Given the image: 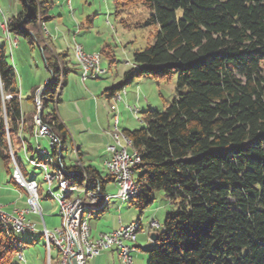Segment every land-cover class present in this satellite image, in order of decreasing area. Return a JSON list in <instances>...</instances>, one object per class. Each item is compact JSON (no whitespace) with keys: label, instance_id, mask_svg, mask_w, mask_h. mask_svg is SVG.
<instances>
[{"label":"trees","instance_id":"trees-1","mask_svg":"<svg viewBox=\"0 0 264 264\" xmlns=\"http://www.w3.org/2000/svg\"><path fill=\"white\" fill-rule=\"evenodd\" d=\"M20 2L22 12L9 21V32L37 46L30 33L38 38L52 5ZM114 5L117 14L141 10L145 18L137 27L149 32L147 47L134 53L130 82L178 76L174 101L161 113H144L145 128L123 131L141 156L142 192L129 203L143 213L155 192L163 191L178 205L147 251L148 264H264V0H114ZM42 55L55 76L42 92L44 110L59 103L53 98L66 78L58 83L62 69L47 46ZM124 86L106 89L108 99ZM18 94V75L0 47V160L12 176L14 157L28 176L17 153H10L14 136L33 134ZM41 120L64 148L69 135L56 109L43 112ZM84 169H73L80 173L77 186L83 187L86 172L91 182L102 180L104 192L109 179ZM21 248L16 233L0 222V264H11Z\"/></svg>","mask_w":264,"mask_h":264},{"label":"rangeland","instance_id":"rangeland-1","mask_svg":"<svg viewBox=\"0 0 264 264\" xmlns=\"http://www.w3.org/2000/svg\"><path fill=\"white\" fill-rule=\"evenodd\" d=\"M48 1L51 2L52 7L46 15L49 18L47 28L53 33V45L57 47V53L53 50V53L51 54L57 58L58 65L62 69L60 75H56V78L59 80L58 83L64 81L65 78L68 79V84L62 88V93L58 92L60 89V85H58L56 94L53 98L56 102L60 98L61 102L58 104L52 103L43 110V99L46 89L50 85L49 80L52 79L53 75L47 70L42 55V48L47 46L49 49V45L51 44L50 32L46 29L44 22H41L39 26L37 39V32H34V34L30 33L32 40H35V44L38 41L37 46L33 47L35 50H31L32 47L25 38H19L22 46L26 48L27 53L25 54L21 51H15L13 55V50L17 43L13 41L12 37L14 35L12 36L9 29L6 28H8L9 21L18 16L22 11L20 0H0V47H6V51L12 64H14L12 58L13 56L15 57V61L18 65V98L21 101L25 121L28 126L31 125L33 128L32 137L25 135L24 131H21L18 136H14V146L13 148L11 147L10 153L13 151L17 153L19 161L25 167L26 171H28L29 179L35 180L43 189L41 196L42 203L41 201L40 203L43 209L46 227L52 232L55 229L62 228V219L59 216V206L57 201L48 196L49 186L45 181L44 173L41 169L30 162L35 161V163H39L41 159L45 158L44 155L40 154V150L51 151L48 139L40 138L39 140H36L34 138V133L36 132L35 118L38 115L42 116L43 112L46 115L56 109L60 118L62 119L63 117L64 120L69 123L70 128L68 129L75 139L73 145L70 136L66 143L68 150L66 144L63 148L66 150V156L64 157L68 167L76 165L78 160L81 163L77 144L83 146V144L85 145L86 143L88 157L84 156L85 163H88V161L92 162V165L100 170L103 177H106L107 170L106 167L104 168L102 166L104 162L102 155L107 147L103 144V141H101L102 139L85 140L86 135L82 133L84 132L82 129L85 128L83 122L91 117L95 124H93L95 131H101L100 133H102V130L107 129L106 127L108 126V123L110 125L115 123V118L113 122V116L116 114L119 116V127L121 130L124 128L128 130L145 128L146 123L142 121L144 113L148 110L155 113H161L164 111L165 105L171 103L176 98L178 76H174L169 81L155 80L143 76L130 82L132 76L131 70L134 65V53L147 47V37L149 35V32L146 29L137 27V24L143 22L145 18V15L141 13V10L130 12L131 16L129 14V18L127 13L117 14L114 0ZM140 13L141 15H139ZM76 46H81L82 48L87 49V51H91L86 52L83 49L88 55H98L99 57H94L99 62V68L104 70L105 73L90 74L89 76L94 78L86 79L84 82L82 79L83 69L78 60V54L75 52ZM20 61L22 62L20 63ZM22 63H24L26 69L22 68ZM67 69H69V71L73 69L74 71L68 72ZM23 71H27V74L25 73L23 78L25 82L34 81L36 75H38L43 78H48L46 86L40 90H34L27 97L21 89L20 78L22 77V74H24ZM65 74L66 77H64ZM123 84L125 85L123 90L126 91L127 95L124 96L121 102L117 103L113 97V100L111 99L109 103L106 89ZM43 90H45L44 94L42 93ZM124 91L121 90V92ZM30 96L33 98L31 101L28 100ZM94 97L96 98L97 103L94 101ZM39 99L40 102H38ZM112 105L114 109L113 107L111 108ZM131 110L134 111L132 112ZM97 119H99L100 125L106 129L99 127ZM23 128H26V124L22 125L21 129ZM71 129L76 132V135L73 134ZM79 132L82 142L78 141ZM53 134L56 135L54 132ZM23 140L26 141V145L28 144L30 146L32 152H24ZM74 149H76L77 153H75ZM140 176L141 172L137 171L135 177L139 178ZM11 178L12 176L8 174L4 162L0 160V208H2V204L8 207V204L16 201L18 198L14 186L10 183ZM55 183L58 184L57 182ZM56 184L53 185V190L56 188ZM92 186L93 185L91 184L89 187H82L83 193L80 195L86 198L87 189L90 190ZM77 187L78 186H75L72 191L76 192ZM118 192L119 189L117 187L112 186L110 188L108 197L110 198L109 203L113 205V209L110 213L105 214L106 216L103 220H92L91 227L93 228L94 237L101 233H106L111 221L118 218L119 212L117 209L118 207H121L124 202L121 198L115 199V195H117ZM57 193H59V190H57ZM75 194L77 195V193ZM154 197L155 202L145 210L159 209L160 212L156 220H158L160 225L163 226L166 215L169 212L176 210L178 205L172 203L163 191L155 192ZM44 199H47L49 203L44 204ZM128 204L129 202H125V208L122 210L121 216L124 222L130 224L129 221L134 215L136 217L140 216V210L136 207L129 208ZM97 212L95 213V216L98 214ZM54 215H56V217H54ZM29 220L36 224L37 232H28L31 233L33 237L28 236V233H16V235L20 241L25 244H31L32 247L24 245L20 252L22 258L19 254H16L11 264H58V251L56 248L52 246L50 254L47 249V240L42 234L44 226L41 217L39 215H31L29 216ZM137 221L138 220H135L134 222ZM145 222H147V220ZM150 222L151 221H149V223ZM137 243L140 247L147 248H145L144 252H137L133 255V257H135L134 263L148 264L149 254L147 251L151 250L152 246L149 242L145 244L141 237ZM105 253L96 257L92 264H122L116 256L114 259H107V254Z\"/></svg>","mask_w":264,"mask_h":264},{"label":"bare ground","instance_id":"bare-ground-1","mask_svg":"<svg viewBox=\"0 0 264 264\" xmlns=\"http://www.w3.org/2000/svg\"><path fill=\"white\" fill-rule=\"evenodd\" d=\"M7 27V26H6ZM4 29V28H3ZM8 29V28H6ZM81 48V49H80ZM83 51L81 46H76V51L78 54V60L80 65L83 69V75L85 73V65L84 64H91V57ZM77 56V55H76ZM95 64L98 68L97 71H92L91 74H104L105 71L99 68V62L95 58ZM126 91L120 92L114 98V100L118 103L121 102L123 99V95H126ZM119 101H118V100ZM132 112L134 110H131ZM35 129L36 132L34 133V138L39 140L41 138L40 125L43 129H47L48 133L53 134L51 129L42 122L41 116L38 115L35 118ZM113 138V144L109 146H115V140L120 144L122 149H125L130 153L133 154V161L127 162V177L130 181V192H125V195L121 198L124 202H132L135 201L142 192V186L138 182L137 178L135 177L137 172V163L138 165L141 164V156L140 152L133 147V142L126 136L124 132H121L118 128V115L115 116V126L111 133ZM22 138V137H21ZM58 147H52L51 151L47 150H40V154L44 155L45 158L41 159L39 163H35V161H30L33 165L38 167L44 173L45 181L49 186L48 196L54 198L59 206V216L62 219V240H70L73 237V229H72V219H71V212L68 210H64V201L68 200V207L70 210H77L76 212V223L78 227V231H76V241L79 244V251H80V261H87L91 254V247L87 243L88 233H89V222L93 217L94 211H101L107 208L110 198L105 195L101 187L95 184L94 182L90 181L89 176L86 172H82V184L83 187H89L91 184L93 185L92 188L87 192V197L83 198L80 196V201H78L77 195L72 192L73 188L77 186V177L80 176V173L71 169H68L63 161L59 159V157L65 156V150L61 144V141L57 138ZM25 144V143H24ZM26 145H23V150L26 153ZM13 154V153H12ZM14 169L12 174V180L14 184L22 189L26 193V189L23 187V181L20 177L17 176V167L20 166L18 162L13 158ZM106 170L108 171V162L105 163ZM22 171V177L26 183L34 185L35 188V196L38 203L41 201L42 191L43 189L38 185V183L33 180L29 179V175H25L22 167L20 166ZM45 169H48V172L53 173L55 176V182L58 184H64V187H57L61 197L57 194H52V187H50L49 177L45 173ZM27 204H29V194H27ZM81 204L83 205L81 207ZM95 204V206H94ZM0 222L4 226L5 229H11L14 233H21L26 234L28 233L25 231L21 226H18L15 221L12 220L11 216L8 214L3 213L0 211ZM141 224L139 222H132L131 226L124 227V235H130V237H138V234L141 231ZM33 233V232H32ZM47 240V249L49 254L51 252L52 246L56 248L59 253V264H67V259L65 257V245L63 242L59 241L58 239H54L52 233H44ZM155 244H151L154 246ZM101 249L104 251L108 250H116L119 254V258L123 264H129L128 259H124L123 257V247L122 246H114L113 243L110 241H102L101 242ZM143 251V247H140L138 243H129V252H138ZM22 258V255L19 254Z\"/></svg>","mask_w":264,"mask_h":264},{"label":"built area","instance_id":"built-area-1","mask_svg":"<svg viewBox=\"0 0 264 264\" xmlns=\"http://www.w3.org/2000/svg\"><path fill=\"white\" fill-rule=\"evenodd\" d=\"M81 52H84V51H81ZM89 56L91 57V64H84L85 73H84L83 78L85 79L89 77L92 71L98 70L95 64V57L93 55H89ZM39 132L41 133V138L48 139L51 150H52V147H58L56 135L48 133L47 129H43L41 125H40ZM106 150L110 154V158L107 160L108 171H107L106 178L114 182V184L119 189L118 194L115 195V199H119V197H122L125 195V192H130L131 190L130 181H129V178L127 177V162L133 161V154H130L125 149H122V147L120 146V144H118L116 140H115V146H107ZM74 151L75 153H77L76 149H74ZM59 159H61L63 161V164H65L66 167H68V165L65 162V157H59ZM137 166H139L138 163H137ZM68 168H70L71 170L76 168V169L85 171L84 167L81 165L79 160L77 161V164L74 168L70 166ZM45 173L49 177L50 187H53V185L56 184L55 176L53 175V173L48 172V169H45ZM17 176L22 179L23 187L24 189H26V194H29V204H26V208L16 210L13 213L5 212L4 208H0V211H2L5 214L10 215L12 220L15 221L18 226H21V228H23L27 232H37L36 224L30 221L28 219V216H31V215L38 216L39 215L41 217V220L44 226V230L42 231V234L52 233V235L54 236V239H58L59 241L63 242V244L65 245V257L67 259V264H90V261L92 259L107 252L101 249L102 241H110L111 243H113L114 246H122L124 259H128L129 264H134L133 254L136 252H129V243H137L138 237H130V235H124V227L131 226V223L125 226L124 225L121 226L116 231H113L110 233H101L98 236L94 237L92 235L91 226H90V222L93 219L92 218L89 222V233H88V239H87V243L91 247V254L87 261H80L79 244L76 241V231H78V227L76 223V212L78 209L70 210L68 207V200H63L64 210H68L69 212H71L73 237L70 240H62L61 228L55 229L52 232H50L47 229L41 203H38V201L36 200L34 185L26 183L24 181L20 166L17 167ZM106 178H102V179L105 180ZM94 179H95V184L100 186V182H102V180L100 178H94ZM57 187L65 188V182L64 184H56V188L54 190L52 189V194H57ZM76 193H77L78 201H80V194L83 193V188L77 187ZM57 195L61 197V194H57ZM82 206L83 205L81 204V207ZM149 226H150V231L152 235L159 233L162 229V226L159 224V222L155 220H152ZM152 235L149 237V241H148L150 245L156 243L153 240ZM144 249L145 248H143V250Z\"/></svg>","mask_w":264,"mask_h":264},{"label":"crops","instance_id":"crops-1","mask_svg":"<svg viewBox=\"0 0 264 264\" xmlns=\"http://www.w3.org/2000/svg\"><path fill=\"white\" fill-rule=\"evenodd\" d=\"M48 1V0H47ZM48 3H50L51 4V2H49L48 1ZM22 7V6H21ZM51 10V9H50ZM22 12V11H21ZM20 12V13H21ZM19 13V14H20ZM52 20V19H51ZM48 22V21H47ZM47 22H45V26H46V29L49 31V29L47 28ZM52 25V24H51ZM50 32V45H49V51L51 52V53H53V50H54V52H56L57 53V47H55L54 45H53V33L51 32V31H49ZM13 36V35H12ZM13 38V41L15 42V43H17V44H15V47H14V50H13V55H14V52L16 51V52H18V51H21L22 53H27L26 52V48L25 47H23L22 46V44H21V42H20V40H19V38H17V37H15V36H13L12 37ZM27 40V39H26ZM29 43H30V41L29 40H27ZM12 45V44H11ZM31 45V44H30ZM22 47V48H21ZM31 47H32V51H34L35 50V48H33V46L31 45ZM6 48V47H5ZM25 49V50H24ZM86 52H91V51H87V49H85V48H83ZM94 56H98V55H94ZM99 57V56H98ZM12 58V57H11ZM12 61L14 62V64H12L13 65V67H14V69H15V71H16V73H18V65H17V62L15 61V57L13 56V58H12ZM22 61H20V63H21ZM78 67V66H77ZM22 68L23 69H26V66L24 65V63H22ZM79 69V68H78ZM68 70V72H71V71H74L73 69H71L70 71H69V69H67ZM23 73L24 74H22V77L20 78V80H21V89H22V92H24L26 95H27V97H28V95H30L34 90H40V89H42V88H44L45 86H46V81L48 80V78L47 77H40V76H38V75H36V78H35V80L34 81H32V82H25L24 80H23V78H24V75H25V73L27 74V71H23ZM81 73H82V71H81ZM44 74V73H43ZM18 75V74H17ZM89 78H94V77H88L87 79H89ZM82 79L84 80V82H85V80L86 79H84L83 78V74H82ZM68 84V79H66V85ZM65 85V86H66ZM64 86V87H65ZM124 89V88H123ZM63 90V89H62ZM61 93H62V91H61ZM127 95V94H126ZM124 96L125 95H123V98H124ZM108 98V97H107ZM112 98H109L108 99V101H109V103H110V100H111ZM113 100V99H112ZM123 100V99H122ZM94 101L97 103V100H96V98L94 97ZM59 102H61L60 101V98H59ZM113 107V105L111 106V108ZM113 109H114V107H113ZM58 114V113H57ZM58 116H59V114H58ZM115 116H117L116 114L113 116V122H114V118H115ZM62 117V116H61ZM59 119L61 120V122L64 124V126H65V129H66V131L68 132V135H69V138H70V136H71V142L73 143V145H74V136L70 133V131H69V129L68 128H70V125H69V123H67V121H65L64 120V118L62 117V119L60 118V116H59ZM84 124H85V128H83L82 130L84 131V132H82V133H84L85 135H86V139L85 140H100V139H102L101 141H103V144L107 147V146H109V145H112L113 144V138H112V136H111V133H112V131H113V129H114V126H115V123L113 124V125H110L109 123H108V126L105 128H103V126L102 125H100V121H99V119H97V123L99 124V127L100 128H103V129H106V130H102V133H100L101 131H98V132H96L95 131V129H94V127H93V121H92V119H91V117H89L88 118V120L87 121H84L83 122ZM95 125V124H94ZM84 126V125H83ZM120 120H119V116H118V128H119V130L121 131V132H125V131H133V130H128V129H123V130H121L120 129ZM72 130V129H71ZM72 132H73V134L74 135H76V132H74L73 130H72ZM81 133V134H82ZM80 134V132L78 133V135ZM80 136L81 135H79L78 136V141H80V142H82V139L80 138ZM73 138V139H72ZM84 142V141H83ZM76 143V142H75ZM85 143V142H84ZM66 147H67V150H68V146H67V144H66ZM73 148V147H72ZM86 148V149H85ZM105 148V147H104ZM77 149H78V152H79V155H80V158H81V164H82V166L84 167V168H90V169H92L94 172H96L98 175H100V177L101 178H106V177H103V175H102V173L100 172V170H98L97 169V167H95L94 165H92L93 163L92 162H89L88 161V163H85V161H84V156H87L88 157V155H87V151H88V149H87V144L85 143V145L83 144V146H80V145H78L77 144ZM103 157H102V159L104 160V162H103V164H102V166L105 168V163H106V161L110 158V154L107 152V150H106V148H105V150L103 151V155H102ZM76 165H72V166H70V167H72V168H74ZM68 168V167H67ZM68 169H70V168H68ZM13 181V180H12ZM11 180H10V183L14 186V189H15V191L17 192V194H18V198L16 199V201H14V202H11L10 204H8V207L7 206H5V205H3L2 204V208H4V210L5 211H7V212H10V213H13L14 211H16V210H19V209H24V208H26V204H27V194L22 190V189H20L19 187H16L13 183L14 182H12ZM112 186H115V187H117L115 184H114V182H112L111 180H108V182L107 183H105V185H104V188H103V190H104V194L105 195H107L108 196V193H109V190H110V188L112 187ZM79 187V186H78ZM73 193H76L75 191H72ZM81 196V195H80ZM86 196H87V194H86ZM81 197H83V196H81ZM84 198V197H83ZM41 203H42V200H41ZM43 203L44 204H46V203H49L48 202V200L47 199H44V201H43ZM42 207V206H41ZM113 207V205L111 204V203H108V206H107V208H105L106 210H103L102 212H100V211H94L93 212V219H97L98 221H100V220H103L104 218H105V214L106 213H110L111 212V210L113 209L112 208ZM128 207L129 208H131V207H135L132 203H129L128 204ZM125 208V202H123V205L121 206V207H118V212H119V216H118V218H115V219H113V221H111V223L108 225V228H107V230H106V233H110V232H113V231H116V230H118L121 226H125V225H127L128 224V222H124L123 221V218H122V216H121V213H122V210ZM98 213L96 216H95V213ZM159 212H160V210L159 209H155V210H144L143 211V213H141L140 212V216H138V217H136L135 215L132 217V219H130V221H129V223H131V222H134L135 220H138L137 222H139L140 224H141V231H140V233L138 234V239H137V241H139V239H140V237H141V239L143 240V242H145V244H147L148 243V241H149V237L152 235V233H151V231H150V223H149V221H152V220H155V221H157V222H159L158 220H156V218H157V216L159 215ZM54 217H56V215H54ZM91 218V219H92ZM28 219H29V216H28ZM92 219V220H93ZM92 220H91V222H92ZM147 220V222H145ZM91 222H90V226H91ZM160 224V223H159ZM91 232H92V235H93V228L91 227ZM32 233V232H31ZM31 233H28L27 235L28 236H30V237H33L32 236V234ZM33 233H35V232H33ZM19 240V239H18ZM141 242V241H140ZM21 243H22V248L21 249H23V247H24V245H28V247H32V245L31 244H25V243H23L22 241H21ZM145 248H147V247H145ZM145 251V249L143 250V251H140V252H144ZM137 253V252H136ZM136 253H134V254H136ZM58 254V253H57ZM105 254H107V259L108 258H110V259H114L115 258V256L117 257V259L121 262V260H120V258H119V254H118V252L116 251V250H108L107 251V253H105ZM133 254V255H134ZM138 255V254H137ZM96 258H94V259H92L91 261H90V264H92V262L95 260ZM105 259H106V257H105ZM134 259H135V257H133V261H134ZM122 263V262H121ZM123 264V263H122ZM135 264V263H134Z\"/></svg>","mask_w":264,"mask_h":264},{"label":"water","instance_id":"water-1","mask_svg":"<svg viewBox=\"0 0 264 264\" xmlns=\"http://www.w3.org/2000/svg\"><path fill=\"white\" fill-rule=\"evenodd\" d=\"M152 238H153V240H154L155 242L157 241V236H156V234L152 235Z\"/></svg>","mask_w":264,"mask_h":264}]
</instances>
